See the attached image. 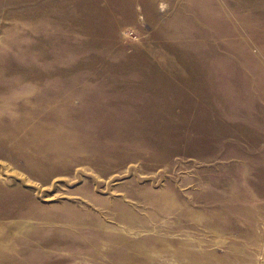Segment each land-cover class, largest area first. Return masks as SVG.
<instances>
[{
  "label": "rangeland",
  "instance_id": "374dc122",
  "mask_svg": "<svg viewBox=\"0 0 264 264\" xmlns=\"http://www.w3.org/2000/svg\"><path fill=\"white\" fill-rule=\"evenodd\" d=\"M250 46L264 0H0V264H264L261 221L167 198L242 130L206 64Z\"/></svg>",
  "mask_w": 264,
  "mask_h": 264
},
{
  "label": "crops",
  "instance_id": "0c3cea01",
  "mask_svg": "<svg viewBox=\"0 0 264 264\" xmlns=\"http://www.w3.org/2000/svg\"><path fill=\"white\" fill-rule=\"evenodd\" d=\"M214 65L213 72L218 70L219 73H212L210 63H207V76L213 79L218 76L222 82L232 76L241 82L233 85V97L229 102L242 106L233 117L235 122L241 123L242 130H223L226 125L223 116L226 114L218 115L221 130H206V191L188 190L182 198L189 202L181 206L175 205L173 195L167 197L168 193H162L170 199L171 211L194 209V204L216 210L215 215L206 213L209 224L220 222L228 214H245L252 216L255 224L260 221L264 224V203L255 206L244 203L253 199L264 200V110L262 107L260 111L252 112L248 107L252 103L264 104V50L251 46L241 48L240 53L236 52L234 63L218 62ZM228 70L233 71L232 74H228ZM219 91L224 104L228 100L227 86L220 84ZM222 209L226 212H221ZM191 212L186 211L185 215H195ZM238 223L242 225L246 220Z\"/></svg>",
  "mask_w": 264,
  "mask_h": 264
}]
</instances>
